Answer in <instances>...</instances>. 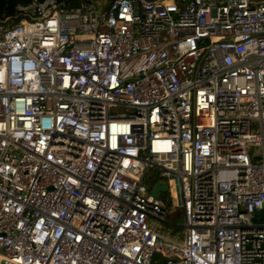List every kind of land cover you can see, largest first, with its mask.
I'll use <instances>...</instances> for the list:
<instances>
[{"label": "built area", "instance_id": "built-area-1", "mask_svg": "<svg viewBox=\"0 0 264 264\" xmlns=\"http://www.w3.org/2000/svg\"><path fill=\"white\" fill-rule=\"evenodd\" d=\"M0 264H264V0L0 18Z\"/></svg>", "mask_w": 264, "mask_h": 264}, {"label": "rangeland", "instance_id": "rangeland-1", "mask_svg": "<svg viewBox=\"0 0 264 264\" xmlns=\"http://www.w3.org/2000/svg\"><path fill=\"white\" fill-rule=\"evenodd\" d=\"M158 181L166 182V179L160 176V173L157 169L151 168L146 175L145 184L149 189H152V187H154ZM159 199L163 202L167 210L168 220V218L173 217V215L170 213L172 201L168 196V191L160 193ZM157 232L163 237L172 239L181 238L183 235V229L181 227L170 225L168 222L158 225Z\"/></svg>", "mask_w": 264, "mask_h": 264}, {"label": "trees", "instance_id": "trees-1", "mask_svg": "<svg viewBox=\"0 0 264 264\" xmlns=\"http://www.w3.org/2000/svg\"><path fill=\"white\" fill-rule=\"evenodd\" d=\"M30 1L31 0H0V18L13 15L17 5H26Z\"/></svg>", "mask_w": 264, "mask_h": 264}, {"label": "water", "instance_id": "water-1", "mask_svg": "<svg viewBox=\"0 0 264 264\" xmlns=\"http://www.w3.org/2000/svg\"><path fill=\"white\" fill-rule=\"evenodd\" d=\"M167 190V187L164 182L158 181L154 185V188L151 190L150 194L153 198L157 199L160 196V193H163ZM184 219L183 216L180 215L177 220H167V222L171 225H181L183 223Z\"/></svg>", "mask_w": 264, "mask_h": 264}]
</instances>
